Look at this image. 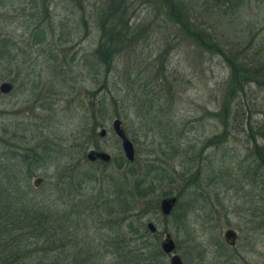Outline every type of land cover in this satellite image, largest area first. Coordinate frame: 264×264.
Listing matches in <instances>:
<instances>
[{
    "label": "rangeland",
    "instance_id": "1",
    "mask_svg": "<svg viewBox=\"0 0 264 264\" xmlns=\"http://www.w3.org/2000/svg\"><path fill=\"white\" fill-rule=\"evenodd\" d=\"M38 1L49 28L41 41L11 11L19 0L0 7V83L13 84L0 92V178L17 172L35 198L57 199L62 212L52 183L73 164L76 177L91 178L71 189L89 202L90 219L62 222L54 245L24 241L25 262L11 260L0 235V263L131 264L130 245L149 235L157 252L170 233L184 264H264V84L231 96L228 62L264 61V0H172L189 19L185 28L164 0ZM105 25L128 33L108 35ZM199 31L210 46L197 40ZM107 35L109 60L99 53ZM114 118L133 143V162ZM90 149L111 161H88ZM142 177L150 193L133 207ZM169 195L178 202L164 216L159 201ZM226 228L238 233L234 247ZM153 261L170 264L163 253Z\"/></svg>",
    "mask_w": 264,
    "mask_h": 264
},
{
    "label": "trees",
    "instance_id": "2",
    "mask_svg": "<svg viewBox=\"0 0 264 264\" xmlns=\"http://www.w3.org/2000/svg\"><path fill=\"white\" fill-rule=\"evenodd\" d=\"M164 2L167 3L166 7L170 12L169 14H171L177 24H180L182 28L190 24L187 15L182 11V7L180 8L179 5H174V1L172 0H164ZM112 20L113 23H119L117 18L113 17ZM126 22L125 20L124 25ZM105 26L104 32L108 35L109 33L116 35H126L128 33V27H123L124 30H116L115 28L118 25H114V27L113 25L111 27ZM199 32V34H196L197 40L204 46H210L208 38L205 37L202 31ZM108 35L106 36V40L101 41L99 44V53H101V57L103 59L105 58V60H109L113 55L108 42ZM228 62L231 69V96L244 92V89L246 94L247 88L253 83L257 85L264 84V61L256 55L251 59L245 58V63H236L234 59H231V61L228 60ZM39 157L40 155L35 157L34 167L39 166V159H37ZM121 162L127 163L124 159ZM76 169V166L73 164L70 165L60 173L59 180L52 183L54 190H56L54 193H58L59 196L64 198L63 203L66 204L65 208H67V211H64V209L62 212H59L55 205L57 199H50L47 202H43L35 198L32 195L29 184L22 182L24 180L17 172L6 171L4 177L2 176V180L0 178V235L8 241L9 248L11 247L9 251L11 260L25 262L26 253H23L20 249V245L24 241L31 239L37 240L43 237L50 245H54L53 243H55L57 238L63 236L65 232L62 222L86 221L90 219V213H88L89 202H87L86 198L76 200L73 197L74 195L71 189L81 190L84 188V183L91 178L85 173L79 178L76 177ZM64 179H68V181L65 182L63 181ZM145 181L146 178L142 177L136 179L133 184V197L135 199L133 207H136L140 199L142 201L145 200L150 193V188L146 187L147 184H145ZM73 184L74 186H72ZM126 203L127 201L123 200V204L125 205ZM81 216L84 218H80ZM56 222H59L58 228L56 227ZM130 234L132 235L133 232L131 231ZM157 235L156 232L152 236L157 237ZM143 237L144 239L142 241L138 240L136 241L137 243L128 247V253L131 255V264H155L157 262L154 263L153 259L156 261L157 257L163 253L161 250L157 252L154 249L149 251V247L152 246V242L148 238L150 236L146 235ZM120 248L121 246L119 245L117 250H120Z\"/></svg>",
    "mask_w": 264,
    "mask_h": 264
},
{
    "label": "water",
    "instance_id": "3",
    "mask_svg": "<svg viewBox=\"0 0 264 264\" xmlns=\"http://www.w3.org/2000/svg\"><path fill=\"white\" fill-rule=\"evenodd\" d=\"M13 84L9 81H3L0 83V92L2 94L9 93L12 90ZM112 130L116 134V136L121 141V147L124 154V157L128 162H133L135 159V151L132 141L126 135L123 127L122 122L119 118H114L112 121ZM106 129L102 128L99 132L101 137L105 136ZM86 158L88 161H96L99 160L104 163H108L111 160V155L103 150L97 149H90L87 154ZM43 182V178L41 176H37L34 178V185L38 186ZM178 202V197L176 195H169L165 196L159 201V210L160 213L164 216L171 214L176 207ZM146 229L150 233H156L157 228L152 221H148L146 223ZM224 237L226 241L229 242L230 245L235 244V240L237 237V233L234 229H226L224 232ZM160 249L161 251L169 256V263L170 264H184L183 259L181 256L176 252L177 245L172 238L170 233H165L164 238L160 241Z\"/></svg>",
    "mask_w": 264,
    "mask_h": 264
},
{
    "label": "flooded vegetation",
    "instance_id": "4",
    "mask_svg": "<svg viewBox=\"0 0 264 264\" xmlns=\"http://www.w3.org/2000/svg\"><path fill=\"white\" fill-rule=\"evenodd\" d=\"M2 5L3 6L6 5L4 0H1L0 7H3ZM43 6L45 8L47 7V5H43ZM40 10H41V8L39 6V1L38 0H19L18 6L17 7H13L11 9V11L14 12L16 17L26 18V19H28V21L31 24H33L32 26L30 25L28 27V30H29L28 33L32 35L31 39L35 40L37 38V39H39L41 41V39H42L41 38L42 37L41 34H46L45 32H48L49 28L47 26H45V25H42L43 21H45L44 18L47 15H44V17L41 19V16L43 15V13H41ZM49 12L50 11L48 10L47 13H49ZM97 150H99V149H97ZM96 161H99V160H96ZM96 161H93V162H96ZM226 229H228V228H226ZM230 229H232V228H230ZM225 230H224V232H225ZM224 232H223V236H224ZM237 239H238V233H237V237H236V240H235V244L234 245H230L229 242L226 241V239L224 237L225 242L230 247H234L236 245Z\"/></svg>",
    "mask_w": 264,
    "mask_h": 264
}]
</instances>
